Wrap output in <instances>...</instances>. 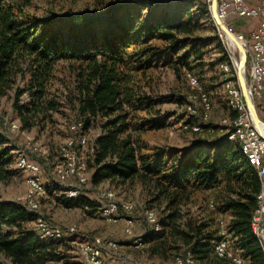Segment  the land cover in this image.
Wrapping results in <instances>:
<instances>
[{"label": "trees", "instance_id": "16d2710c", "mask_svg": "<svg viewBox=\"0 0 264 264\" xmlns=\"http://www.w3.org/2000/svg\"><path fill=\"white\" fill-rule=\"evenodd\" d=\"M193 1L142 0L137 3L139 9L152 7L145 21L141 17L135 23L117 20L97 30L102 22L92 15L58 13L53 8L38 14L32 11V0H0V98L14 93L13 108L22 131L44 128L64 108L81 118V133L100 121L92 182L123 184L140 178L153 185L157 200L166 201L163 216L156 212L158 225L142 234L152 256L167 260L188 252L197 264H228L214 252L215 244L227 237L248 264H264L262 235L253 229L262 183L254 161L238 142L226 135L217 136L211 146L201 140L170 164L164 152H142L141 134L167 127L170 119L158 108L165 99L146 92L142 82L147 71L167 61L168 55L189 68L192 59L202 55L199 45L191 40L193 16L169 18V10L158 13L155 7L174 3L179 11H190ZM200 3L206 12V0ZM120 10L130 12L131 8L120 6L116 13ZM225 58L222 62L231 63L228 54ZM62 61L70 63L72 84L67 91H53L56 67ZM16 150L0 132V181L13 175ZM189 183L206 191L223 185L222 196L218 202L211 200L210 207L221 216L229 212L230 219L225 222L222 217L218 220L204 213L193 216L184 212ZM79 197L67 196L71 200L66 206L94 205L87 197L78 204ZM33 213L21 202L0 201V264L66 262L58 254L61 241L44 240L31 226L37 219Z\"/></svg>", "mask_w": 264, "mask_h": 264}, {"label": "rangeland", "instance_id": "374dc122", "mask_svg": "<svg viewBox=\"0 0 264 264\" xmlns=\"http://www.w3.org/2000/svg\"><path fill=\"white\" fill-rule=\"evenodd\" d=\"M32 1V11L38 14H44L50 8H53L58 13H83L92 15L96 20H101L102 22L97 26V30L107 28L112 22H116L117 20L121 23L122 21L135 23L137 17H141L142 21H145L152 8L143 11L139 9L137 3L142 0ZM156 1L173 2L174 0ZM201 1L203 2V0H194L192 4L193 8L190 11H179V5H173L174 3L167 6L160 5L159 7H155L158 13L165 11V9L169 10V18L177 15L183 16L184 18L193 16L191 23L195 25V32L191 40L199 45L198 50L202 53L201 58L192 59L189 65L190 68L184 66L177 57L168 55L167 61L161 63L159 67L151 68L147 71V77L142 82L146 87V92L156 98L162 97L161 99H165L160 103L158 108L170 117L167 127L159 130H146L141 134L142 152L148 155L152 154L153 151L156 153L164 152L166 154L165 161L169 164L171 161L178 160L182 153L190 150L199 141L202 140L211 146L215 145L211 141L217 136L225 135L221 131L219 123L224 116L229 114V110L227 107V96L222 82L225 77L220 70V64L223 60H226V54L230 56L232 64L233 62L225 36L217 27L209 4L207 3L208 9L205 12L204 7L200 3ZM120 6H129L131 11L122 12L120 10V12L116 13ZM111 28L116 29L112 25ZM230 29L235 32L234 29ZM154 44L158 46L163 45L159 41H154ZM232 51L236 57H239L235 45L232 46ZM70 69V63L65 61L58 63L51 90H59V92L68 90L72 84ZM188 71L197 74L206 90L212 92L214 100L213 113L212 115L210 114L211 109L206 114L209 122L205 124L206 122L204 121L205 125L210 124L212 127H210V132L205 130L208 126H205V131L203 130L197 134H194L189 128H185L186 117H184L185 108L183 106L187 102L186 100L190 90L186 80ZM186 72L188 73L185 77ZM249 72L250 64L247 58V79ZM23 100L26 101L25 97ZM13 101L14 93L12 91L7 96L0 98V132H3L16 145V155L18 152H23L26 155L29 154L31 159L40 164L41 175L46 189L43 194L33 190L27 183V174L18 169L15 160H13V175L6 181H0V201L21 202L23 204L25 199H32L38 203L40 212L50 220V224L59 227H52V229L68 232L67 230L70 228H75L76 234H66L63 241L61 240L59 242L58 254L63 256L61 261L85 264L81 257L79 243L98 237L116 240L119 243L118 253L110 255V260L112 261L110 264H174V257L166 260L152 256L149 251V244H135L134 239L128 237L124 231L126 225L125 219L108 221L102 217L101 205H103V202L99 197L102 194H107L111 200L117 202L135 204V210L129 216H133L134 218V234L138 236L142 235L148 228H151L145 220L146 214L149 211H153L155 215L158 213V216H163L166 201L164 198L157 200L153 185L143 182L140 178L127 181L123 184L104 181L95 185L92 182L91 179L95 170L93 167L94 141L101 132L100 121L94 123L89 129H85L81 133H84L87 137V143L79 148L80 167L88 174L90 182L80 193L81 197L76 199V202L80 204L83 197H87L93 201L94 205L67 207L66 204L71 199L67 198L69 195L66 193V187L70 185L56 181L57 179L53 174V167L64 162L60 148L72 135L70 126L74 122L81 120V118L70 108H64L60 113L55 114L54 118L44 128L36 127L30 131H22L19 129L17 132H10L8 130V123L11 121L20 122L13 108ZM262 104L264 106V98ZM256 106H259L257 102ZM258 111L262 120H264L263 109L258 108ZM141 114L143 116L145 115V113ZM201 134L206 137L201 136ZM28 147L31 150H28ZM81 148H84V150L82 151ZM212 151L213 154L217 153L214 149ZM186 192L189 195V199L182 205L184 212L188 211L193 216L204 213L208 218L215 219L218 217V220L221 219L219 212L214 207H210V202L213 199L218 202V196L221 194L220 192H223V185L206 191L193 183H189ZM151 208L155 210H148ZM230 217L231 214L228 212L223 214L222 219L227 222ZM31 226L44 240H53V237L50 235L43 236L40 229L35 228L38 227L35 222ZM242 255L244 256V254ZM105 262L107 264L106 257ZM248 262L249 260L245 258V264H248ZM45 264H61V262L48 261Z\"/></svg>", "mask_w": 264, "mask_h": 264}, {"label": "bare ground", "instance_id": "6f19581e", "mask_svg": "<svg viewBox=\"0 0 264 264\" xmlns=\"http://www.w3.org/2000/svg\"><path fill=\"white\" fill-rule=\"evenodd\" d=\"M209 4V8H211L212 2H207ZM237 37V36H236ZM238 38V37H237ZM232 58V57H231ZM233 62V61H232ZM220 70L222 74L224 75V84L225 88L227 90V93L229 95V107L231 111L235 113L234 116H226L224 117L220 123L219 126L221 127V131L225 133V135L229 138V140L236 141L240 144V147L244 154H246L249 158H251L258 170V174L262 183V193L260 196V199L258 201L257 207L260 205V202L264 199V179H263V171L262 167L259 166V162L256 160V156L251 153V149H249V144L247 142V139H245L246 136V127H242V124H238L240 120L241 113H243V116L246 118L247 124H254L251 113L247 107L246 101L244 99V95L238 80V72L234 64L222 62L220 64ZM190 74V77H189ZM187 83L190 88L187 96V102L184 106L185 108V128H189L193 132L200 133L204 130L205 126H208L206 129L208 132L211 131L210 124H207L208 116L206 115L208 112L212 109V100L211 96L208 93V91L204 88V85L200 82L199 77L197 75L193 74L192 72H189L187 74ZM200 114V116L196 115ZM204 121L206 122L204 124ZM8 130L10 132H17L20 129V123L18 121H11L8 123ZM6 125V124H5ZM83 121L79 120L74 122L70 126L71 136L66 140V142L61 146L60 152L63 156L64 162L61 164H58L53 167V174H59V181H70L73 178V161H71V153L72 148L75 144H77V136L75 134L79 133V131H82L83 128ZM211 127V128H210ZM264 130V129H263ZM251 133L252 134H259L256 126H251ZM82 138L87 139V137L84 134H81ZM87 143V140H79L78 141V148H73V156H74V169L76 172L79 173V180L81 181H89L90 178L88 174L81 169L80 167V154H79V147H83ZM15 162L18 169L25 172L26 180L28 185L35 190L36 192L43 194L45 193V185L43 183L42 175H41V166L40 164L31 159L29 157L28 162V155L23 154V152H18L15 156ZM39 171V172H38ZM32 183V184H31ZM61 183V182H60ZM66 193L70 197H77L80 195L78 193V188L76 187H66ZM101 196L106 199L110 205H113L118 211L121 212H128L130 215L135 210V204L131 203H124V202H117L115 200H111L107 194H102ZM31 203V208L27 207ZM23 205L29 210H34L31 212H34L37 215V219L35 223L38 225V227L43 226V214L39 210V205L32 199H25L23 202ZM110 205H101V215L104 219L108 221H113L116 219H119L117 217V212L114 211V209H111ZM257 207L254 211V221H253V229L255 232L259 233L264 225V220H257L256 221V213H257ZM33 213V214H34ZM156 218V215L153 211H149L146 214V222L152 227V221H154ZM156 226V225H153ZM39 229V228H38ZM72 232H65V231H59L54 230L52 227H49V231H41L43 236L50 235L53 240H63L66 234H76L75 228H70ZM68 231V230H67ZM124 231L127 235L134 234V224L133 223H126ZM227 232L222 230V234L226 235ZM111 239H104V238H92L90 240L81 241L79 243L80 250H83L84 253H86V257H93L94 255H98L101 251V245L107 244L108 241ZM262 241L264 244V235H262ZM144 241L141 239L140 243L135 244H142ZM229 244L230 252L233 254V256H226V253H224L221 250L226 249V244ZM118 244L112 245V252H114V255L118 253ZM215 255L220 258L227 260L228 264H245V258L242 254H240L236 249H234L227 239V237L221 238L214 247ZM186 255H179L176 256L174 259V264H180L184 262V258ZM83 259V257H82ZM85 264H88L87 261L83 260ZM63 264H72L67 262H62ZM98 264H106L105 262V256H98ZM186 264H197L196 260L188 254V257H186Z\"/></svg>", "mask_w": 264, "mask_h": 264}, {"label": "built area", "instance_id": "2783aa9c", "mask_svg": "<svg viewBox=\"0 0 264 264\" xmlns=\"http://www.w3.org/2000/svg\"><path fill=\"white\" fill-rule=\"evenodd\" d=\"M213 0H206V2H212ZM218 13L221 19L232 29H234V20L236 19H256L258 20L257 25L250 30L247 34L240 33L235 31L234 34L238 36V40L244 46L247 58L250 64V72L249 77L247 79L248 89L254 100L258 103L261 109L264 108L262 101L264 98V0H256L255 2L249 3L248 0H218ZM235 30V29H234ZM190 77V74H189ZM255 102V103H256ZM200 116V114H196ZM238 124H242V127H246V136L247 142L249 144V149H251V153L256 156L257 162H259V166L262 167L263 171V179H264V137L259 134L251 133V126H255V124H247L246 118L241 113L240 120ZM77 136V144L73 146V148H78L79 140H87L81 137V132L75 134ZM73 148L71 153V161H73V178L70 181H60L61 183H67L70 187L78 188V193H81L85 186L89 183V181H81L79 180V173L74 169V156H73ZM82 151L84 148H81ZM28 150H31L28 147ZM28 162H29V154H28ZM39 172V171H38ZM56 177V181H59V174H54ZM32 184V183H31ZM104 205H110V203L104 199L103 196H99ZM111 209H114L117 212V217L119 219H125L126 223H133V216H129L128 212L118 211L113 205H110ZM27 207L31 208V203L27 205ZM34 211V210H31ZM127 215V216H126ZM264 220V199L260 202V205L257 207L256 213V221ZM158 225V219L155 218L152 221V226ZM49 227H57L50 224V220L43 215V226L35 227L39 228L41 231L48 232ZM59 228V227H57ZM226 229V228H223ZM68 232H72L68 230ZM259 234L264 235V232H259ZM131 239H134L135 243H140L142 239V235L136 236V234L127 235ZM119 244L116 240H110L107 244L101 245V251L98 255H94L93 257H86V253L83 250H80L81 257L83 260L87 261L88 264H98V256H107L114 255L112 252V245ZM80 247V246H79ZM226 253V256H233L230 252L229 244H226V249L221 250ZM186 257H188V252H186V256L184 258V262L180 264H186ZM61 264H63L61 262Z\"/></svg>", "mask_w": 264, "mask_h": 264}, {"label": "water", "instance_id": "95a60500", "mask_svg": "<svg viewBox=\"0 0 264 264\" xmlns=\"http://www.w3.org/2000/svg\"><path fill=\"white\" fill-rule=\"evenodd\" d=\"M211 13L215 20L217 27L222 31L225 36L227 45L231 52V57L234 66L238 72V80L244 95V99L246 101L247 107L251 113L253 122L258 130V132L264 137V120H262L258 108L256 106L255 100L248 89L247 75H246V59L247 54L244 46L238 40L234 32L230 29V27L221 19L218 13V0H213L211 4ZM235 45L239 57H236L234 52L232 51V46Z\"/></svg>", "mask_w": 264, "mask_h": 264}, {"label": "crops", "instance_id": "0c3cea01", "mask_svg": "<svg viewBox=\"0 0 264 264\" xmlns=\"http://www.w3.org/2000/svg\"><path fill=\"white\" fill-rule=\"evenodd\" d=\"M256 0H248L249 3H252V2H255ZM258 23V20L256 19H244V20H241V19H235L234 20V29L237 30V32H240V33H244V34H247L248 32H250L251 29H253ZM223 81V86H224V91L226 93V98H227V107H228V110H229V114L226 115V116H234L235 113L233 111H231L230 107H229V96L227 94V90L225 88V85H224V79L222 80ZM208 91V90H207ZM208 93L210 94L211 96V100H212V111L210 112V114L212 115L213 113V109H214V100H213V97H212V92H209ZM224 116V117H226ZM212 117V116H211ZM211 117H210V120H211ZM255 164V163H254ZM223 216V215H222ZM221 216V217H222ZM231 240V239H230ZM234 245V244H233ZM237 248V247H236ZM240 254H243V252L237 248L236 249ZM110 256H107L106 260H107V264H110L112 263V261L110 260Z\"/></svg>", "mask_w": 264, "mask_h": 264}]
</instances>
